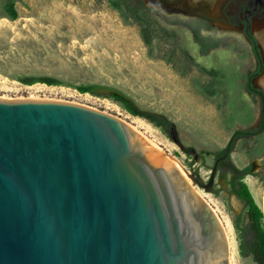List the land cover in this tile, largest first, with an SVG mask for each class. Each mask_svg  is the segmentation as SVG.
<instances>
[{
    "label": "rangeland",
    "instance_id": "374dc122",
    "mask_svg": "<svg viewBox=\"0 0 264 264\" xmlns=\"http://www.w3.org/2000/svg\"><path fill=\"white\" fill-rule=\"evenodd\" d=\"M143 1L160 26L175 33L172 39L158 33L147 46L138 25L105 0H19L15 19L0 11V98L67 101L119 117L176 161L190 182L199 174L206 183L214 164L207 152L225 146L237 129L259 127L261 99L245 89L256 58L244 25L225 14L229 0ZM250 26L263 63L251 82L264 94V16H253ZM199 66L218 70L220 78ZM43 75L61 84L20 81ZM87 83L115 87L171 123L164 130L111 99L76 89ZM230 156L235 167L250 166L243 182L264 217V131L236 138ZM194 187L224 225L232 264H255L238 251L234 219L245 216L246 206L229 193L227 179L214 172L211 191Z\"/></svg>",
    "mask_w": 264,
    "mask_h": 264
},
{
    "label": "water",
    "instance_id": "95a60500",
    "mask_svg": "<svg viewBox=\"0 0 264 264\" xmlns=\"http://www.w3.org/2000/svg\"><path fill=\"white\" fill-rule=\"evenodd\" d=\"M190 177L119 117L0 98V264H232Z\"/></svg>",
    "mask_w": 264,
    "mask_h": 264
},
{
    "label": "trees",
    "instance_id": "16d2710c",
    "mask_svg": "<svg viewBox=\"0 0 264 264\" xmlns=\"http://www.w3.org/2000/svg\"><path fill=\"white\" fill-rule=\"evenodd\" d=\"M19 0H3L0 11L3 16L9 19H15L18 16L16 2ZM110 7L116 10L120 17L126 21H132L138 25L140 36L143 42L149 46H153V41L158 33L166 35L168 39L175 36L174 32H167L165 28L160 26L157 19L153 15V10L146 6L143 0H105ZM245 34L250 41L252 51L257 61L256 70L249 72L245 84L248 93L258 95L261 99V119L257 129L244 130L237 129L230 136L225 146L207 152L213 158L214 172H218L221 178L227 179L228 191L230 194L243 202L246 206L245 216L241 219L240 215L234 219V226L238 231V251L242 257H249L255 264H264V217L261 208L254 201L247 185L243 182L246 174L250 173V166L237 168L231 163V151L236 138L245 136H255L264 131V94L252 85V79L262 72L263 63L258 48L257 38L250 30L246 29ZM188 59V52H184ZM199 68L214 79L221 76L220 72L215 69H206L202 66ZM20 81L25 84H33L35 82L45 83L47 85L61 84L60 80L54 76H23ZM81 93H89L95 96L111 99L121 105L128 113L133 116H139L147 119L154 125L165 130L171 122L163 115L157 112L141 109L135 101L122 92L121 90L99 83H87L76 86ZM213 189V188H212ZM211 191V190H210ZM216 195L219 190L212 191Z\"/></svg>",
    "mask_w": 264,
    "mask_h": 264
},
{
    "label": "flooded vegetation",
    "instance_id": "af4514ba",
    "mask_svg": "<svg viewBox=\"0 0 264 264\" xmlns=\"http://www.w3.org/2000/svg\"><path fill=\"white\" fill-rule=\"evenodd\" d=\"M226 8L225 14L231 16L233 20L237 18L238 24L244 25V31L251 29L250 19L253 16H264V0H229Z\"/></svg>",
    "mask_w": 264,
    "mask_h": 264
},
{
    "label": "bare ground",
    "instance_id": "6f19581e",
    "mask_svg": "<svg viewBox=\"0 0 264 264\" xmlns=\"http://www.w3.org/2000/svg\"><path fill=\"white\" fill-rule=\"evenodd\" d=\"M149 141V140H148ZM150 142V141H149ZM150 144H152L151 142H150ZM152 145H154V144H152ZM155 146V145H154ZM156 147V146H155ZM175 163H176V161H174ZM177 164V163H176ZM178 165V164H177ZM179 167V166H178ZM179 169L182 171V169L179 167ZM183 172V171H182ZM185 175H186V173H185ZM187 176V175H186Z\"/></svg>",
    "mask_w": 264,
    "mask_h": 264
}]
</instances>
